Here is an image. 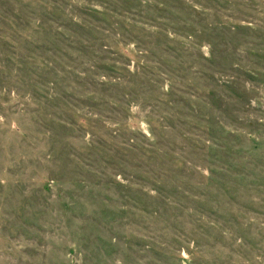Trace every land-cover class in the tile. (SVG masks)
Returning <instances> with one entry per match:
<instances>
[{
	"label": "rangeland",
	"instance_id": "obj_1",
	"mask_svg": "<svg viewBox=\"0 0 264 264\" xmlns=\"http://www.w3.org/2000/svg\"><path fill=\"white\" fill-rule=\"evenodd\" d=\"M0 264H264V0H0Z\"/></svg>",
	"mask_w": 264,
	"mask_h": 264
}]
</instances>
